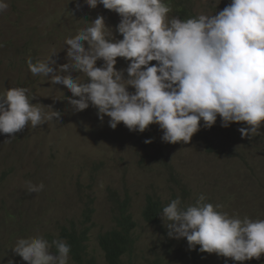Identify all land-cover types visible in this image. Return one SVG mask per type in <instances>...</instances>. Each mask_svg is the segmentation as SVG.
Listing matches in <instances>:
<instances>
[{
    "label": "clouds",
    "instance_id": "clouds-1",
    "mask_svg": "<svg viewBox=\"0 0 264 264\" xmlns=\"http://www.w3.org/2000/svg\"><path fill=\"white\" fill-rule=\"evenodd\" d=\"M84 5L93 10L102 5L117 13L120 22L115 32L123 38L116 39L99 15L65 40L68 63L58 71L49 66L53 61L33 64L28 60L33 75L51 76V84L63 85L72 93L68 103L74 112L91 106L101 122L109 118L113 130L122 123L131 132L143 133L155 124L163 133L162 141L170 144L191 143L201 121L210 129L218 117L224 128L233 123L245 125L238 129L242 138L262 134L264 0H231L214 15L186 20L169 19L171 9L163 0H84ZM81 7L77 0V10ZM7 8L6 0H0V13ZM117 58L129 62L126 69L117 70ZM98 61H103L102 66H97ZM27 93L22 87L0 93V134L6 139L18 138L29 124L35 128L62 117L51 107L44 112L39 104H32L34 97L30 100ZM26 183L29 194L45 187ZM205 199L201 195L195 204L184 205L177 197L163 207L160 216L168 230L166 240L153 246L155 257L144 264H163L162 248H175L193 261L217 254L235 264H264L260 262L264 258V207L263 215L252 220L220 212L217 209L222 205ZM92 216L88 207L83 220L62 227L49 240L18 239L12 248L16 264H137L133 257L136 221L130 246L118 234L112 214V229L100 234L97 247L91 248ZM64 230L74 231L78 244L71 246L69 238H63Z\"/></svg>",
    "mask_w": 264,
    "mask_h": 264
},
{
    "label": "rangeland",
    "instance_id": "rangeland-1",
    "mask_svg": "<svg viewBox=\"0 0 264 264\" xmlns=\"http://www.w3.org/2000/svg\"><path fill=\"white\" fill-rule=\"evenodd\" d=\"M6 2L7 10L0 13V93L25 88L29 99L34 97L32 104H39L44 112L59 111L62 117L35 128L29 124L18 138L0 134V264H16L12 248L18 239L55 238L62 227L83 220L88 207L93 211L90 247L96 248L98 236L114 225L111 192L131 199L137 264L155 257L153 246L164 242L168 232L162 219L159 225L143 221L147 196L166 206L177 197L184 205L195 204L203 195L206 203L222 205L217 210L229 216L256 220L263 215L264 125L261 135L242 138L238 129L245 125L224 128L218 117L210 129L201 121L191 143L170 144L162 141L158 125L143 133L131 132L122 123L113 130L109 118L101 122L91 106L74 112L68 103L72 93L63 85L51 84V76L33 75L28 60L53 61L49 66L58 71L68 63L65 40L97 16H104L115 38L122 39L115 32L119 15L102 5L90 9L84 0H79V10L77 0ZM230 2L186 0L189 12L183 20L214 15ZM173 17L177 16L168 14ZM128 63L117 58V70L126 69ZM102 64L97 62L98 67ZM146 139L153 142L146 144ZM28 181L45 187L29 194ZM159 253L165 258L163 264H235L217 254L193 261L175 248H162Z\"/></svg>",
    "mask_w": 264,
    "mask_h": 264
},
{
    "label": "trees",
    "instance_id": "trees-1",
    "mask_svg": "<svg viewBox=\"0 0 264 264\" xmlns=\"http://www.w3.org/2000/svg\"><path fill=\"white\" fill-rule=\"evenodd\" d=\"M166 4L170 7L171 11L169 14H174L183 20L186 17V14L189 12L186 6V0L183 2L182 0L176 2L175 0H168ZM193 18V17H192ZM110 202L112 204V214L113 219L116 224L117 229L120 230L118 233L123 242L130 246L132 243L131 234L133 229L136 227V223L133 221V216L130 212V203L131 199L128 195L121 196L117 192H111ZM164 204L158 200L154 199L151 196L146 197V206L142 213L144 220L152 225H159L161 223V212ZM111 233L116 234V231L113 230ZM63 238H69L72 243H69L71 246L76 245L78 243L77 234L73 231L71 233H67L65 230L63 231ZM118 264H121L120 262Z\"/></svg>",
    "mask_w": 264,
    "mask_h": 264
}]
</instances>
